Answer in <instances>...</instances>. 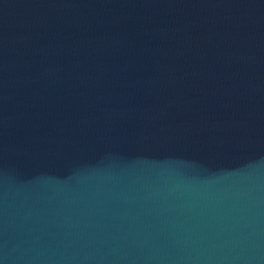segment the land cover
<instances>
[{"label":"water","instance_id":"water-1","mask_svg":"<svg viewBox=\"0 0 264 264\" xmlns=\"http://www.w3.org/2000/svg\"><path fill=\"white\" fill-rule=\"evenodd\" d=\"M0 264H264V0H0Z\"/></svg>","mask_w":264,"mask_h":264}]
</instances>
